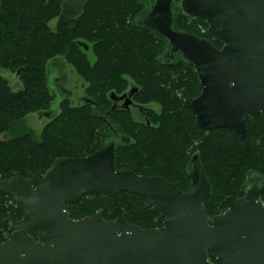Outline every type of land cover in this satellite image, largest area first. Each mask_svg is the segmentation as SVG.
Masks as SVG:
<instances>
[{
  "label": "trees",
  "instance_id": "trees-1",
  "mask_svg": "<svg viewBox=\"0 0 264 264\" xmlns=\"http://www.w3.org/2000/svg\"><path fill=\"white\" fill-rule=\"evenodd\" d=\"M0 3V180L41 177L58 158L93 153L106 133V122L92 104L80 100L72 105L67 98L38 139L21 129L26 115L51 108L54 95L46 81V66L54 58L69 63L84 78V98L96 102L126 138L117 144L116 168L159 176L187 191L188 166L196 156L210 185L204 199L210 217L225 209V197L242 195L249 176L264 177V115L247 117L243 143L227 129L201 135L194 114L183 105L200 92L194 67L163 57L165 41L136 24L142 0H92L72 21L59 16V0ZM194 24L207 26L203 20ZM10 76L16 78L14 83ZM130 81L137 88L134 102L145 106L141 120L130 110L111 109L109 93L122 94ZM149 103L159 104V112ZM98 210L107 220L125 217L146 229L163 222L135 192L117 191L110 198L85 195L68 207L72 219ZM16 216L12 197L0 191V241L7 237L3 220Z\"/></svg>",
  "mask_w": 264,
  "mask_h": 264
},
{
  "label": "water",
  "instance_id": "water-1",
  "mask_svg": "<svg viewBox=\"0 0 264 264\" xmlns=\"http://www.w3.org/2000/svg\"><path fill=\"white\" fill-rule=\"evenodd\" d=\"M90 1L59 0V16L75 20ZM150 4L137 17L144 25L136 24L165 41L163 57L194 67L200 92L183 105L194 114L199 133L227 129L243 143L247 117L264 115V0ZM177 10L205 21L206 38L179 30ZM134 91L111 92L109 98L124 100L126 106ZM81 100L106 122L102 142L87 156L56 159L41 177L0 180V191L12 197L20 217L3 220L10 235L0 241V264H264V182L248 185L241 198L225 197L226 210L210 217L204 206L210 185L196 156L188 166L187 191L159 176L118 169L115 150L126 138L96 102ZM44 113L54 115L52 110ZM117 191L141 194L162 225L146 229L125 217L107 220L102 210L70 217L69 204L82 196L110 198Z\"/></svg>",
  "mask_w": 264,
  "mask_h": 264
},
{
  "label": "rangeland",
  "instance_id": "rangeland-1",
  "mask_svg": "<svg viewBox=\"0 0 264 264\" xmlns=\"http://www.w3.org/2000/svg\"><path fill=\"white\" fill-rule=\"evenodd\" d=\"M54 26H55V20L50 22V27L53 28ZM184 27L186 29H190V30L193 28L192 30H195L196 32L198 30H200V25L191 26L189 24H185ZM88 56H89L90 61L92 62L94 59H93L92 55L90 54V52H89ZM61 60L62 59H60L59 62L56 63L55 65H51L50 67H48V75L49 76L51 75V78L53 75H55L57 73V68H59V67H61V71L63 72V75H64L63 81H61L60 79H59V81H48V86H49L52 94L54 95V99L52 101L51 108H50V110H52V112H53L52 114H55L58 112V103L61 100V98H63V96H65L64 95L65 93H67L69 95V102L72 105H76L79 102V99L84 97L85 88L87 86V82L84 80V78L82 76H80L69 63L64 62V60H62V61ZM46 71H47V69H46ZM10 80L13 81L12 83H14V81H16V78L10 76ZM130 84H132L131 81H130L129 85ZM148 106L153 108L154 110H156L158 112L160 110V106L157 103H149ZM134 114H135V117L139 120L138 113L136 110H134ZM48 120H49V118L44 112L30 113L23 118V120L20 124V127L22 130L30 131L32 133V135L36 139H38L40 136L42 128L48 122ZM217 212H220V213H218L216 215L223 213L220 210H217ZM216 215H214V216H216Z\"/></svg>",
  "mask_w": 264,
  "mask_h": 264
},
{
  "label": "flooded vegetation",
  "instance_id": "flooded-vegetation-1",
  "mask_svg": "<svg viewBox=\"0 0 264 264\" xmlns=\"http://www.w3.org/2000/svg\"><path fill=\"white\" fill-rule=\"evenodd\" d=\"M153 0H142V3H143V10H145L146 8H148L149 6H151V2H152ZM143 10H142V12H143ZM141 12V13H142ZM179 15V16H178ZM175 18H176V22H177V28L179 29V30H182V31H184V32H187V33H190V34H193V35H196V36H198V37H201V38H206V30H207V27H208V25L206 26V28L202 25V24H197V25H200V30H199V32H198V34H195V33H192V32H190L189 30L190 29H186L185 27H184V25L185 24H189V25H191V26H193V25H195L194 23H195V21L196 20H193V19H190V18H188V17H184V16H182V14L180 13V11H175ZM188 18V19H187ZM205 22V21H204ZM137 23H138V25H144L143 24V20L142 19H138L137 20ZM206 23V22H205ZM207 24V23H206ZM146 27V26H145ZM147 29V28H146ZM193 29V28H192ZM191 29V30H192ZM148 30V29H147ZM148 31H150V30H148ZM151 33H152V31H150ZM217 44V43H216ZM213 45H214V42H213ZM215 46V45H214ZM218 48V47H217ZM88 47H85V50L86 51H88ZM179 55V54H178ZM61 58H54V59H52V60H50L48 63H47V66H46V69H47V71H46V81H59V79L61 80V81H63V79H64V75H63V72L61 71V67H59V68H57V73L55 74V75H53L52 76V78H51V75L49 76L48 75V67H50L51 65H55L56 63H58L59 62V60H60ZM62 61V60H61ZM65 62V61H64ZM133 88H135V91H134V93L131 95V102H129V104L128 105H126V106H124V100H117L116 102H114L113 100H111L110 98V100H111V102H112V105H111V109L113 110V109H115V108H123V109H125V110H130V111H132L133 113H134V110H136L137 111V113H138V117H139V120H141V117H140V114L142 113V111L144 110V108H145V106L144 105H141V104H137V103H135L134 102V100H133V95L137 92V88L133 85V84H130L129 85V87H128V89L125 91V92H123L122 94H128ZM61 90V89H60ZM65 91V90H64ZM63 91V92H64ZM67 92V91H66ZM110 94V93H109ZM116 94V93H115ZM122 94H116V95H118V96H120V95H122ZM65 96H63V98H61V100H63L64 98L66 99H69V95L67 94V93H65L64 94ZM108 97H109V95H108ZM83 98V97H82ZM81 98V99H82ZM81 99H79V102H80V100ZM61 100L59 101V103H58V111H59V104H60V102H61ZM78 102V103H79ZM140 113V114H139ZM135 119H137L136 117H135ZM138 120V119H137ZM247 183H245L244 185H243V193H242V195H240V196H233V197H235V198H241V197H243L244 196V193H245V188H247L248 187V185H253V184H256V183H262V182H264L263 180H261L260 179V177H258V176H256V175H254V176H249V178H247V181H246ZM263 191H264V189L262 190V193H263ZM262 193H261V199H262ZM232 196V195H231ZM263 201V200H262ZM226 210V205H225V209L222 211V212H224ZM20 219V217L17 215L14 219H10V220H13V221H17V220H19ZM7 229V228H6ZM9 231L7 230V237H6V239L9 237ZM31 235L36 239L37 238V236H36V234L34 233V232H31ZM5 239V240H6ZM209 254H211V253H209ZM213 255V254H212ZM214 256V255H213ZM210 257V256H209ZM214 258H215V256H214ZM210 259H211V257H210ZM211 260H214V259H211Z\"/></svg>",
  "mask_w": 264,
  "mask_h": 264
}]
</instances>
